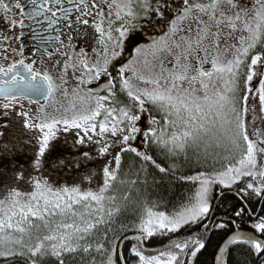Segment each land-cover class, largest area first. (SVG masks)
<instances>
[{
    "label": "snow or ice",
    "instance_id": "snow-or-ice-1",
    "mask_svg": "<svg viewBox=\"0 0 264 264\" xmlns=\"http://www.w3.org/2000/svg\"><path fill=\"white\" fill-rule=\"evenodd\" d=\"M12 122L32 159L0 143V264H196L229 228L214 264H264V0H0ZM72 130L88 148L46 168ZM165 182L191 187L171 211L144 194Z\"/></svg>",
    "mask_w": 264,
    "mask_h": 264
},
{
    "label": "trees",
    "instance_id": "trees-1",
    "mask_svg": "<svg viewBox=\"0 0 264 264\" xmlns=\"http://www.w3.org/2000/svg\"><path fill=\"white\" fill-rule=\"evenodd\" d=\"M86 148H88V146ZM151 151L155 156L156 151ZM158 160L161 163H165V161L163 159H160L159 157ZM154 174L159 176L158 173L154 172ZM190 192L191 187L187 183L172 182L169 184L168 182H165L162 186H150L144 194L150 200H159L160 203L164 206V208H162L161 210L171 211L173 210L174 206H178L181 201L185 200V198L190 194ZM238 203L239 202L237 200H234L232 198H229L228 200L222 202L217 208L215 218H223L225 212L230 211V209L236 206ZM251 206L254 207L257 211H259V206L255 203ZM125 222H131L130 215L126 217ZM237 222L240 223L241 230H247L246 223L240 220H238ZM231 231L232 229L229 228L228 230H220L213 232L208 247L202 252V254H199L196 260V264H214V257L218 252V248L228 238V236L231 234ZM148 246L150 247V249H155L161 247V244L159 241H153L150 242Z\"/></svg>",
    "mask_w": 264,
    "mask_h": 264
},
{
    "label": "rangeland",
    "instance_id": "rangeland-1",
    "mask_svg": "<svg viewBox=\"0 0 264 264\" xmlns=\"http://www.w3.org/2000/svg\"><path fill=\"white\" fill-rule=\"evenodd\" d=\"M249 2H250V0H249ZM168 59H170V58H165L164 65H167L169 67L170 65L168 63ZM95 85H96V83H94L93 85H89L88 87L94 88ZM75 131L76 130H72L71 132H68V133H63V132L59 133V139L54 142L56 144V147L51 152V155L49 157V162L45 166L46 168H50L52 166V164L59 159H65L68 161H72L76 158V153L78 151L86 149L87 145H85V146H79L78 145L76 147H73V134ZM31 135H32L31 133L25 132L23 137H24V139L29 140L31 138ZM136 142L137 141H135L134 143H136ZM22 148H24V151L18 152L17 155L14 157V159L18 162L19 165L26 167V166H28L29 162L32 159V153H31L29 146L26 143H23ZM0 161H2V159H0ZM90 167H92V166L90 165ZM0 169H6L7 171L10 172L11 166H10L9 160L6 163L0 162ZM74 178L75 177L72 174L71 170H69L68 172L62 173L59 176L53 177V179H57L60 182L67 181L68 183H71ZM9 180H10L9 176L0 175V182L9 181ZM93 186H95V185H93Z\"/></svg>",
    "mask_w": 264,
    "mask_h": 264
},
{
    "label": "flooded vegetation",
    "instance_id": "flooded-vegetation-1",
    "mask_svg": "<svg viewBox=\"0 0 264 264\" xmlns=\"http://www.w3.org/2000/svg\"><path fill=\"white\" fill-rule=\"evenodd\" d=\"M166 68L168 67L167 65H164ZM104 78H102L103 81ZM26 107H30V108H35L36 105H28L27 101H25ZM25 132L20 131V125L16 122H12V124L10 125V127L8 129L5 130V138H0V143H5V142H9V143H17L18 141L21 142V146L23 145L24 141H27L26 139H24L23 135ZM8 161V159H2V161L0 162H4L6 163Z\"/></svg>",
    "mask_w": 264,
    "mask_h": 264
},
{
    "label": "water",
    "instance_id": "water-1",
    "mask_svg": "<svg viewBox=\"0 0 264 264\" xmlns=\"http://www.w3.org/2000/svg\"><path fill=\"white\" fill-rule=\"evenodd\" d=\"M95 88H96V87H94V89H95ZM135 146H136L138 149H140V150H144V146L141 145V140H140V139L137 140V142L135 143ZM198 256H199V254H198ZM198 256H197V258H198ZM197 258H196V260H197ZM189 264H192L191 260L189 261Z\"/></svg>",
    "mask_w": 264,
    "mask_h": 264
}]
</instances>
